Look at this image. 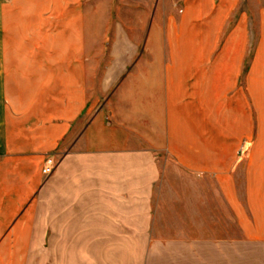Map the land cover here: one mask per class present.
I'll use <instances>...</instances> for the list:
<instances>
[{
	"label": "crops",
	"instance_id": "0c3cea01",
	"mask_svg": "<svg viewBox=\"0 0 264 264\" xmlns=\"http://www.w3.org/2000/svg\"><path fill=\"white\" fill-rule=\"evenodd\" d=\"M0 264H264V8L0 0Z\"/></svg>",
	"mask_w": 264,
	"mask_h": 264
},
{
	"label": "rangeland",
	"instance_id": "374dc122",
	"mask_svg": "<svg viewBox=\"0 0 264 264\" xmlns=\"http://www.w3.org/2000/svg\"><path fill=\"white\" fill-rule=\"evenodd\" d=\"M253 6L254 10H259L264 8V0H243V6Z\"/></svg>",
	"mask_w": 264,
	"mask_h": 264
},
{
	"label": "built area",
	"instance_id": "2783aa9c",
	"mask_svg": "<svg viewBox=\"0 0 264 264\" xmlns=\"http://www.w3.org/2000/svg\"><path fill=\"white\" fill-rule=\"evenodd\" d=\"M46 163L47 164H46L45 168L43 169V174L44 175H49V174H51V172L53 170V163H52L51 160H47Z\"/></svg>",
	"mask_w": 264,
	"mask_h": 264
}]
</instances>
